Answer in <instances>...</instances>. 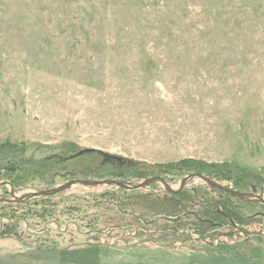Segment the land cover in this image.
<instances>
[{
	"label": "rangeland",
	"instance_id": "1",
	"mask_svg": "<svg viewBox=\"0 0 264 264\" xmlns=\"http://www.w3.org/2000/svg\"><path fill=\"white\" fill-rule=\"evenodd\" d=\"M87 148L121 161L70 159ZM11 165L43 174L20 194L203 173L264 197V0H0V181ZM217 208L238 230L195 225ZM258 212L200 179L77 185L0 205V264H264Z\"/></svg>",
	"mask_w": 264,
	"mask_h": 264
},
{
	"label": "water",
	"instance_id": "2",
	"mask_svg": "<svg viewBox=\"0 0 264 264\" xmlns=\"http://www.w3.org/2000/svg\"><path fill=\"white\" fill-rule=\"evenodd\" d=\"M91 153H97L99 155H102L104 157L105 162H109L111 160L116 159L115 156H112L103 150L95 149V148L84 149V150L80 151L76 156H84L86 154H91ZM193 179H200L204 183H206L210 187H212L213 189L219 190V191L229 195L230 197H234V198H237L239 200L246 201V202H256V203L264 206V198L255 196V193L257 192V188L255 186L252 187V191H253L252 194L242 193V192L237 191V190L229 189L226 186H223V185L217 183L213 179L206 177L205 175H203L201 173L191 174V175L187 176L186 178H184L178 189H174V188L170 187V185L164 179H162L160 177L151 178V179L145 180L139 184H128L126 182H121V181H117V180H101V181L75 180V181H70V182H68L62 186L56 187V188L48 190V191L29 194L28 197H50L53 195L60 194V193L66 191L70 188H73L74 186H77V185H82L85 187H98V186L106 185V186L120 187L124 190H139V189H146L154 183H161V184H163L167 193H170L172 195H178L184 190V188Z\"/></svg>",
	"mask_w": 264,
	"mask_h": 264
},
{
	"label": "flooded vegetation",
	"instance_id": "3",
	"mask_svg": "<svg viewBox=\"0 0 264 264\" xmlns=\"http://www.w3.org/2000/svg\"><path fill=\"white\" fill-rule=\"evenodd\" d=\"M78 154V153H77ZM75 154L74 156H72V158L70 159H74L76 157ZM103 163H108V162H105L103 161ZM162 178V177H160ZM163 179V178H162ZM165 180V179H164ZM71 181H75V180H71ZM117 181H121V182H126L128 184H139V183H134V182H128V181H123V180H117ZM70 182V181H69ZM68 183V182H67ZM151 186V185H150ZM149 186V187H150ZM148 187V188H149ZM171 187V186H170ZM0 188H3L5 189V195L4 197L0 198V205L1 204H7L9 206H13V207H16V206H20V205H25V204H28L31 200H34V199H39V198H48V197H28L29 194H32V193H39V192H44V191H48V190H51V189H48V190H42V191H35V192H27V193H24V194H20V193H17L16 191L18 190V188L16 186H14V184L9 181V180H2L0 181ZM146 188V189H148ZM186 188V187H185ZM185 188L182 192L185 191ZM54 189V188H52ZM126 191H136V190H126ZM166 191V190H165ZM181 192V193H182ZM258 192V190H257ZM257 192L255 193V196L257 197H261V198H264L260 195H257ZM178 194V195H172L170 193H167V194H170L171 196H179L181 195ZM54 196V195H53ZM229 196V195H228ZM51 197V196H50ZM248 203H252V204H258L256 202H248ZM260 206H262L264 208L263 205L261 204H258ZM215 215L218 216L219 220L217 219V221H213L212 219L210 218H201V217H197V221L195 220V225L196 223L199 225V228L200 230L204 231V232H209L210 230H222V229H229V228H233L235 230H238L237 228H239V225L235 223L234 219L232 218L231 215H229L227 212L223 211V210H220L219 208L216 209V212H215ZM135 217V216H134ZM134 217H131L130 220H128L129 224H133L134 222L135 223H142L144 222L143 221V218H139V219H136ZM162 218L168 220V222H171V223H176V221H178V217L177 218H171V217H163ZM254 218H261V219H264V212H258L256 213V215L254 216ZM148 224V222H145ZM206 224L207 226L204 227L203 225ZM132 226V225H131ZM135 235V234H134ZM2 238H4L5 236V233H3L2 235H0Z\"/></svg>",
	"mask_w": 264,
	"mask_h": 264
},
{
	"label": "trees",
	"instance_id": "4",
	"mask_svg": "<svg viewBox=\"0 0 264 264\" xmlns=\"http://www.w3.org/2000/svg\"><path fill=\"white\" fill-rule=\"evenodd\" d=\"M70 151H71V152H75L76 149H70ZM70 151H69V152H70ZM115 157H116V156H115ZM115 161L120 162L121 159H120L119 157H116ZM9 167H11L10 170L13 172L12 175H16L15 177H12V179H11L10 181H11V182L14 184V186H16L17 188L19 187V181H20V180H25V181H27V180H30V179H27V177L30 178V177L33 175V178H36V175H38V173H37L36 171L33 172V173H30V172L27 173L26 170L21 172V171L19 170V168L14 167V165H11V166H9ZM42 168H43V167H41L40 169H42ZM36 170H37V169H36ZM47 171H48V172H47ZM43 172H44V175H50L49 170L46 169V168H44ZM202 174H203V173H202ZM40 175H43V174H42V173H41V174L39 173L38 176H40ZM205 176H206V177H209V176H207V175H205ZM21 178H22V179H21ZM25 178H26V179H25ZM84 179H87V178H84Z\"/></svg>",
	"mask_w": 264,
	"mask_h": 264
}]
</instances>
